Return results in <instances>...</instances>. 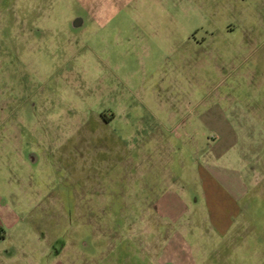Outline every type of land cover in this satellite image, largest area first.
<instances>
[{"label":"rangeland","instance_id":"rangeland-1","mask_svg":"<svg viewBox=\"0 0 264 264\" xmlns=\"http://www.w3.org/2000/svg\"><path fill=\"white\" fill-rule=\"evenodd\" d=\"M0 264H264V0H0Z\"/></svg>","mask_w":264,"mask_h":264},{"label":"crops","instance_id":"crops-1","mask_svg":"<svg viewBox=\"0 0 264 264\" xmlns=\"http://www.w3.org/2000/svg\"><path fill=\"white\" fill-rule=\"evenodd\" d=\"M207 176H204L202 184L204 187V195L209 203L210 214L219 223L218 225L220 227H224L225 223L230 220L229 217L238 211V206L235 204V200L231 195L221 191V187L217 181ZM194 199L196 201V196ZM184 201L182 202L184 203Z\"/></svg>","mask_w":264,"mask_h":264},{"label":"water","instance_id":"water-1","mask_svg":"<svg viewBox=\"0 0 264 264\" xmlns=\"http://www.w3.org/2000/svg\"><path fill=\"white\" fill-rule=\"evenodd\" d=\"M83 22H84V19H83L82 16H76V17L73 19L72 24H73V26H80V25L83 24Z\"/></svg>","mask_w":264,"mask_h":264},{"label":"flooded vegetation","instance_id":"flooded-vegetation-1","mask_svg":"<svg viewBox=\"0 0 264 264\" xmlns=\"http://www.w3.org/2000/svg\"><path fill=\"white\" fill-rule=\"evenodd\" d=\"M105 114H103V116H104ZM115 117V114L114 113H112V116L111 117H109V118H107V120L106 121H110V120H112L113 118Z\"/></svg>","mask_w":264,"mask_h":264}]
</instances>
